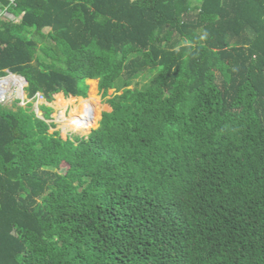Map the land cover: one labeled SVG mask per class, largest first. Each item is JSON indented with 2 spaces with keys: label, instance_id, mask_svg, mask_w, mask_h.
<instances>
[{
  "label": "trees",
  "instance_id": "1",
  "mask_svg": "<svg viewBox=\"0 0 264 264\" xmlns=\"http://www.w3.org/2000/svg\"><path fill=\"white\" fill-rule=\"evenodd\" d=\"M2 3L0 77L114 92L76 139L0 103V264H264V0Z\"/></svg>",
  "mask_w": 264,
  "mask_h": 264
},
{
  "label": "rangeland",
  "instance_id": "2",
  "mask_svg": "<svg viewBox=\"0 0 264 264\" xmlns=\"http://www.w3.org/2000/svg\"><path fill=\"white\" fill-rule=\"evenodd\" d=\"M6 77L0 78V80L4 79ZM86 83L88 84L89 87H88V90H87V93H86V97H83V98L88 99L90 94H92V90L94 89V86H95V97L97 98L98 106L100 107L98 109L99 110L98 118L94 121L93 124L90 125V127L87 130H84V129L74 130L72 127H68L67 129L64 130L62 128V122H61L60 119L57 118L58 113L63 109L62 104H60V98L61 97H63V99L73 98V97H70V96H65L62 93L54 94L53 95V100L47 104V103H45L44 98H40L39 97V99H36V100L33 97L32 98H27L26 91H25V86H23V95H19L18 92L16 93L15 91H13L14 94L12 93L9 96V93H8L6 98L4 99V101H0V103H2L3 105H6L8 107H13V105L16 102V99H18L19 96H23L22 100L19 98L18 104L22 105V106H26L27 102H33L32 108H33L34 111L37 108V105H36L37 103H38V107H39L40 104H46V105L51 106L53 108V112L51 114L52 119L45 120L44 117H43V119L46 122L55 123V127H51L49 129L50 133H52L55 130H59L60 136L62 138H64V139H66L68 136L73 138V139H76V138L82 137V136L86 137L92 132V130L96 129L99 126L103 112H110L111 111L112 108L107 103L106 99L109 96H111L112 93L114 92L113 89H110L108 91V95L106 97H102V99H101L102 91H100L99 88H98V80H87ZM164 97H165V94H164ZM80 99H82V97L75 96L74 97L75 101L72 102V104L66 106L65 110H63L65 116L69 115L72 106H77V104H79V100ZM66 167H67V165L65 163H62L61 164V172H64Z\"/></svg>",
  "mask_w": 264,
  "mask_h": 264
},
{
  "label": "bare ground",
  "instance_id": "3",
  "mask_svg": "<svg viewBox=\"0 0 264 264\" xmlns=\"http://www.w3.org/2000/svg\"><path fill=\"white\" fill-rule=\"evenodd\" d=\"M24 86V82L21 78L9 75L6 78L0 80V88L3 91H8L9 96L13 93V91H17L19 95H21L22 88ZM14 94V93H13ZM8 96V97H9ZM4 98L3 95H1ZM97 98L95 97V86L92 90V94H90L88 99H80L79 104L77 106H72L71 111L68 116H65L63 110H65L67 105L72 104V98L63 99L60 98V104H62L63 109L58 113L57 118L62 122V128L65 130L68 127H72L74 130H87L91 124L98 118L99 115V106L97 105ZM101 103V102H100ZM92 106V107H90ZM93 108V117L87 118V110ZM79 122V123H78ZM63 130V131H64Z\"/></svg>",
  "mask_w": 264,
  "mask_h": 264
},
{
  "label": "clouds",
  "instance_id": "4",
  "mask_svg": "<svg viewBox=\"0 0 264 264\" xmlns=\"http://www.w3.org/2000/svg\"><path fill=\"white\" fill-rule=\"evenodd\" d=\"M14 74V73H13ZM18 75V74H17ZM1 78H3V76L1 77ZM91 80H93V79H91ZM27 81V80H26ZM25 87L27 86V85H24ZM22 90H23V88H22ZM15 91V90H14ZM16 93H17V91H15ZM9 92L8 91H3L1 88H0V101H4V99L6 98V96H7V94H8ZM58 93H62L63 95H64V93L63 92H58ZM58 93H55V94H58ZM2 94H4V98H2L1 97V95ZM38 94V95H37ZM71 96V95H70ZM23 97V96H22ZM39 97L40 98H43L42 97V95L40 94V93H36L35 95H34V99L36 100V99H39ZM72 97H74V96H72ZM20 97H18V99H19ZM83 98V97H82ZM85 99V98H84ZM21 100H22V98H21ZM46 102V101H45ZM38 104V103H37ZM36 104V105H37ZM90 107H92V106H90ZM111 107V106H110ZM39 108V107H38ZM40 110V109H39ZM41 111V110H40ZM35 112V111H34ZM36 114V113H35ZM87 118L88 119H90L91 118V120H92V117H93V108H90V110H87ZM102 119V118H101ZM83 137V136H82ZM81 137V138H82Z\"/></svg>",
  "mask_w": 264,
  "mask_h": 264
},
{
  "label": "water",
  "instance_id": "5",
  "mask_svg": "<svg viewBox=\"0 0 264 264\" xmlns=\"http://www.w3.org/2000/svg\"><path fill=\"white\" fill-rule=\"evenodd\" d=\"M9 75H12V76H16V77L21 78V79L23 80V82H24V85H27V81H26V79H25L23 76H21V75H17V74H13V73L9 72L8 70H7V74H6L5 76H3V77L9 76ZM0 78H1V77H0ZM21 92H22L21 95H23V90H22ZM19 97H20V99L22 98V96H19ZM45 103L48 104L49 102H45ZM35 113H36V116H37L38 118L43 119V114H42V111L39 110V108H38V104H37V108H36V110H35Z\"/></svg>",
  "mask_w": 264,
  "mask_h": 264
},
{
  "label": "built area",
  "instance_id": "6",
  "mask_svg": "<svg viewBox=\"0 0 264 264\" xmlns=\"http://www.w3.org/2000/svg\"><path fill=\"white\" fill-rule=\"evenodd\" d=\"M15 1L16 0H7L8 3H6V4L2 3L1 6H2V8H4V12L7 10L8 6L15 4ZM2 95L4 96V94H2Z\"/></svg>",
  "mask_w": 264,
  "mask_h": 264
},
{
  "label": "crops",
  "instance_id": "7",
  "mask_svg": "<svg viewBox=\"0 0 264 264\" xmlns=\"http://www.w3.org/2000/svg\"><path fill=\"white\" fill-rule=\"evenodd\" d=\"M70 97H72V96H70ZM74 97H75V96H74ZM102 97H103V96L101 95V99H102ZM82 99H84V98H82ZM101 99H100V100H101ZM72 101L74 102L75 100L72 98ZM97 105H98V102H97Z\"/></svg>",
  "mask_w": 264,
  "mask_h": 264
}]
</instances>
